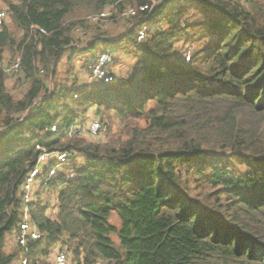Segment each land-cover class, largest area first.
Wrapping results in <instances>:
<instances>
[{
  "label": "trees",
  "instance_id": "1",
  "mask_svg": "<svg viewBox=\"0 0 264 264\" xmlns=\"http://www.w3.org/2000/svg\"><path fill=\"white\" fill-rule=\"evenodd\" d=\"M1 1L0 264H17L7 243L37 145L72 159L50 185L54 215L33 203L31 264H51L60 242L76 264H264V0ZM129 8L117 39L90 23ZM180 40L198 44L190 60ZM100 45L136 54L127 78L50 88L66 52L89 65ZM16 58L20 86L4 70ZM94 107L105 138L71 129Z\"/></svg>",
  "mask_w": 264,
  "mask_h": 264
},
{
  "label": "built area",
  "instance_id": "2",
  "mask_svg": "<svg viewBox=\"0 0 264 264\" xmlns=\"http://www.w3.org/2000/svg\"><path fill=\"white\" fill-rule=\"evenodd\" d=\"M147 6L141 7V10H145ZM138 9L129 8L123 14L125 17H132L137 15ZM108 11H104L100 14L89 17L90 22L93 24L99 23L107 16ZM7 18V11L5 9L0 10V24ZM148 26L143 25L137 33V40L144 41L147 38ZM190 60V55H188ZM113 53L108 51H99L92 62H90L91 70V83H108L113 78L110 75L109 67L113 64ZM5 72L11 77L17 86L21 85V60L16 58L11 63H7L4 66ZM77 98V94L74 95ZM72 131H79L83 133L84 129H81L79 125L72 126ZM64 131L65 128L63 129ZM51 131L53 133L58 131L57 124L52 125ZM106 128L99 120L91 122L87 129L88 135L93 138H100L105 135ZM40 149L38 158L35 165L31 168L21 184L20 196L23 202L21 219L17 227L14 229L11 239L15 244V247L21 251L19 253L17 264H31L30 262V247L32 242H35L42 238V233L32 217L31 211L33 209V203L37 199L42 198L50 188L52 181L64 171L66 165L71 162L72 153L67 150L55 149L48 150L44 147L37 145ZM73 173L70 174V177ZM51 264H76L73 262L69 248L64 243H58L52 248L50 256Z\"/></svg>",
  "mask_w": 264,
  "mask_h": 264
},
{
  "label": "rangeland",
  "instance_id": "3",
  "mask_svg": "<svg viewBox=\"0 0 264 264\" xmlns=\"http://www.w3.org/2000/svg\"><path fill=\"white\" fill-rule=\"evenodd\" d=\"M1 9H5V8H4L2 1L0 0V10ZM90 23H92V22H90ZM7 24H9L11 29L17 35H19V32L17 31V29L11 24V22L9 20H7ZM91 25L94 26V24H91ZM100 25H101L100 28L103 30V32H106L107 34H109V36L111 38L117 39V38L121 37L124 34V32L130 27L131 22L126 17L118 16L117 20H103V21H101ZM165 26L166 25H164V27ZM95 30H98V29H95V28L90 29L91 33L94 32ZM102 46L101 45L98 46L99 48H97V50L95 52V56L101 50ZM176 49L180 52L179 54H181V56L183 58H186V60H188V58H187L188 55H190V59H191V56L194 53V50L198 49V44H195L192 47V46H190L189 43H186L183 40H180L176 43ZM112 53H113L114 61H113V64L109 67V72H110V75L113 76V78L108 83L114 82L115 80H123V79L127 78L128 75L131 73V70H132V67L134 66V63L137 61V56L133 52L120 50V51L112 52ZM66 54H67V52L65 53V55ZM86 55H87V53L83 54L80 57L77 56L76 57L78 60L77 63L73 59L68 60V57L64 56L62 58L60 64H59L58 73H57L56 77L50 83V88H53L56 83L65 82L67 77H69V75H72V74L80 76L79 79H76V81L78 83L80 81H82L84 83L91 84V82H93V81L91 80V70H90V66L88 65L89 59ZM84 80H86L87 82H85ZM92 84H94V83H92ZM21 92H23V91H18L17 93L20 94ZM112 118H113L112 120H113L114 126L118 125L119 120L117 119V117L113 116ZM96 119L100 120V118L96 114L95 107L92 108L91 111L87 115H84V117L82 116L79 118V120L77 122H79V127L81 129H84V131H82L84 133L83 135L90 138V136L86 132H87V129L90 126L91 122H93ZM83 124H85V125H83ZM106 135H108L107 129H106L105 135L103 137H100V138L91 137V138L101 139V138H105ZM56 191H58V190H54L52 192L48 191L41 198V201H43L44 203L50 204L48 211H47V213L49 215L50 214L54 215V206L51 202L53 201V198L56 196V193H57ZM110 220H111V223H113L114 225H116L118 227L120 226L121 221H120L119 216L116 213H113ZM111 237L116 244L120 243L117 234L113 233L111 235ZM7 247L10 251L15 250V244L12 241L11 237L8 240ZM48 256H50V255H48ZM71 257H72L73 262H75L74 256L72 254H71Z\"/></svg>",
  "mask_w": 264,
  "mask_h": 264
},
{
  "label": "crops",
  "instance_id": "4",
  "mask_svg": "<svg viewBox=\"0 0 264 264\" xmlns=\"http://www.w3.org/2000/svg\"><path fill=\"white\" fill-rule=\"evenodd\" d=\"M86 53H87L86 56H87L88 59H89V57L91 56V54L88 53V52H86ZM86 53H82V54H78V55H76V56L73 58V60L76 61V63H77L78 60H77L76 57H77V56L80 57V56H82L83 54H86ZM65 56H67V57L69 58V56H70V52L68 51L67 54H66ZM68 60H69V59H68ZM85 60H86V59H85ZM132 69H133V67H132ZM81 76H82V75H81ZM69 77H70V78H69V79H66V81L69 80V81L72 82L74 78H75V79H79L80 76H79V75L72 74V75H70ZM66 81H65V82H66ZM84 81L87 82L86 80H84ZM71 82H69V83L71 84ZM80 82H81V83H80ZM80 82H79V83L77 82V83H78V84H83V85H84V84H89V83H84V82H82V81H80ZM69 83H68V84H69Z\"/></svg>",
  "mask_w": 264,
  "mask_h": 264
}]
</instances>
